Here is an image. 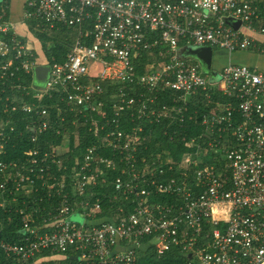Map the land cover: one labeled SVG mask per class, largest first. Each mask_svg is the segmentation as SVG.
<instances>
[{
    "label": "built area",
    "instance_id": "1",
    "mask_svg": "<svg viewBox=\"0 0 264 264\" xmlns=\"http://www.w3.org/2000/svg\"><path fill=\"white\" fill-rule=\"evenodd\" d=\"M226 17L239 26L225 23ZM24 18L34 21L37 32L77 29L66 57L46 62L49 76L36 96L59 93L102 140L87 145L71 166L66 140L53 151L29 149L0 159L6 217H0V264H139L147 253L160 258L173 247L186 257L184 264H264V72L228 63L209 79L197 60L179 53L203 45L229 54L263 53L264 16L257 2L27 0ZM14 33L0 5L2 84L38 64L34 48ZM154 48L160 59L137 73L134 59ZM103 82L114 87L105 102ZM210 88L228 100H212ZM203 93L213 107L199 116L206 129L199 142L179 131L196 115L190 99ZM8 99L0 114L20 108L35 119L24 126L0 119V155L15 135L28 130L34 142L64 118L53 119L45 106ZM148 122L164 123L169 139L179 135L186 149L178 160L166 148L139 156ZM101 147L113 155L100 154ZM210 150L223 155L217 165L204 160ZM106 170L117 175L108 180ZM108 182L113 187L103 204L96 186ZM156 195L174 200L155 201ZM103 209L114 213L101 216ZM73 214L83 223L72 221ZM4 221L17 227L7 237L1 236Z\"/></svg>",
    "mask_w": 264,
    "mask_h": 264
},
{
    "label": "trees",
    "instance_id": "2",
    "mask_svg": "<svg viewBox=\"0 0 264 264\" xmlns=\"http://www.w3.org/2000/svg\"><path fill=\"white\" fill-rule=\"evenodd\" d=\"M259 12L260 15L264 16V5L263 3L259 4ZM28 20V19H27ZM27 23L30 25V30H33L34 21L28 20ZM69 29L61 28L59 30L51 31L53 34L47 32H37L36 30L33 32L35 37L41 43V49L43 52L44 57L46 58L47 63H52L53 61H62L68 51L70 50L71 46L69 47L66 43L63 42L58 36V32L67 31ZM52 41L53 43L48 45L47 42ZM180 45L183 43L180 41ZM159 48H154L152 52H143L141 56L134 59V65L136 67L137 73H142L145 69V64L148 62H153L160 57H158ZM37 55V54H36ZM13 84H19V89L12 88ZM105 86V92L101 95V99L103 102L109 101V95L112 94L113 85L107 84V82H103ZM27 87L24 89V87ZM38 85L34 84L33 81V72L24 73L23 71L18 72V79H14L13 82L8 81L5 84L0 83V107L3 103L8 100H15L18 102H26L28 105L33 106H45L48 109L51 117L53 119H58L60 117H64L63 120L56 123V126L52 128L45 129L37 138L36 141L31 142L29 139L30 132L25 130L23 136L19 137L15 135L13 140L7 142L5 145V154L0 155V159L2 160H9L17 158L21 153L27 151L29 149H38L41 151H53L60 146L63 141H67V145L69 148V153L65 158L66 164L68 166L73 165V160L77 157H80L82 152L84 151L85 147L89 144L98 143L100 139L99 131H93L88 129V125L84 124L83 118L81 116H76L65 104L64 101L61 99V95L57 92H51V95H43L42 97L36 96L38 93ZM208 94L213 99H220L222 101H227L228 98L221 93L216 92L213 88H210ZM108 97V98H107ZM167 97L165 94L160 95L158 102L162 103L165 102ZM7 100V101H8ZM213 107V103L208 102L205 98L204 93L198 94V96H193L190 99V106L189 110L193 111L196 110V115L193 121H186L184 126L180 128L179 135L186 136L187 138L196 137V140L201 142L205 137V126L201 124L200 115L203 113L210 111ZM11 118L14 122L13 124H21L24 126L25 123L29 122L30 120L35 119V116L30 115L28 113H23L19 108L17 111L7 114H0V119L3 118ZM124 119V117H121ZM124 128L128 129L131 125L130 123L127 124L126 120L124 121ZM59 129V132H56V129ZM8 130H6L7 132ZM164 123H145L143 124V131H141V135L145 136V140L143 142V146L145 145L146 148L140 147V151L138 152L139 156L145 155L151 157L156 152L160 151L161 149H170L173 152V156L176 160L179 159L183 151L186 149L185 146L179 144V135L172 137L169 139L168 134H164ZM18 139V140H16ZM22 140V141H19ZM100 154L106 156H112V152L108 148L101 147L99 149ZM208 156V157H207ZM205 161L207 163L216 164V157L217 154L213 153L211 150L205 156ZM218 159V158H217ZM69 172V170H67ZM117 175V171L106 170V176L109 179L114 178ZM113 186L108 182V184H98L96 186L97 189V196H100L102 199L103 204H105L107 199V193L111 190ZM153 200L155 201H172L174 200L173 196L168 195H156L153 196ZM125 204H129V202H125ZM114 213V209L107 210L103 209L100 211V215H111ZM0 217L4 218L5 214L0 209ZM17 227L15 224L8 225L3 223L2 233L1 236L7 237L8 235H12ZM186 257L179 253L177 249L174 247L167 251L163 256L160 258H156L150 252L147 255H144L139 260V264H150V263H157V264H184L186 262ZM5 264H14L10 260L5 261Z\"/></svg>",
    "mask_w": 264,
    "mask_h": 264
},
{
    "label": "crops",
    "instance_id": "3",
    "mask_svg": "<svg viewBox=\"0 0 264 264\" xmlns=\"http://www.w3.org/2000/svg\"><path fill=\"white\" fill-rule=\"evenodd\" d=\"M27 0H0V5L4 6L8 13V20L9 23L12 25V28L14 30L15 36H17L19 39H21L23 42H26L30 44L33 48L35 53L37 54L38 64H47L46 58L42 54L41 50V43L40 41L35 37V34L33 33L35 31L34 27L33 30H30V25L27 23V21L24 18V8L25 3ZM257 4L259 5L262 3V0H255ZM76 30L77 29H73ZM256 38L263 39L261 36L256 35ZM38 50V51H37ZM218 53H222L224 57H226L227 61L221 66H225L228 63H240L245 64L250 67H256L259 70L264 72V52L259 53L254 49H249L245 51H236L233 53H227L225 50H215ZM43 55V56H42ZM217 58L215 57L214 61H212L213 66L216 65ZM221 68L215 71V75L209 79H215Z\"/></svg>",
    "mask_w": 264,
    "mask_h": 264
},
{
    "label": "water",
    "instance_id": "4",
    "mask_svg": "<svg viewBox=\"0 0 264 264\" xmlns=\"http://www.w3.org/2000/svg\"><path fill=\"white\" fill-rule=\"evenodd\" d=\"M225 23L237 28L239 21H234L230 17L224 18ZM180 55L185 58H193L198 61L201 71L207 74L210 78L215 75V71L212 69V61L214 56V50L210 45L203 46H184L180 49ZM49 64H37L33 68V81L35 85L42 86L49 76ZM192 254L187 255L190 258Z\"/></svg>",
    "mask_w": 264,
    "mask_h": 264
},
{
    "label": "rangeland",
    "instance_id": "5",
    "mask_svg": "<svg viewBox=\"0 0 264 264\" xmlns=\"http://www.w3.org/2000/svg\"><path fill=\"white\" fill-rule=\"evenodd\" d=\"M50 34H53L51 31H53L52 29L49 30ZM60 35V36H59ZM58 36L63 39V42L66 43V45H68L69 47L72 46V44L74 43L75 39L78 36V31L73 30V29H69L67 31H61L58 32ZM52 41L47 42L48 45L52 44ZM42 50V49H41ZM38 51V50H37ZM43 54V52H42ZM43 56V55H42ZM215 57L217 58L216 60V65L217 66H213L212 65V69L218 71L221 66L227 61L226 57H224L222 55V53H218L216 51H214V56H213V61L215 59ZM39 60V59H38ZM207 75V74H206ZM208 76V75H207ZM208 157V156H207ZM205 157V158H207ZM204 158V160H205ZM217 158L222 160L223 159V155L219 152V154L217 155ZM206 162V161H205ZM72 221L74 222H78V223H83V218L80 217L78 214H73L71 216Z\"/></svg>",
    "mask_w": 264,
    "mask_h": 264
}]
</instances>
